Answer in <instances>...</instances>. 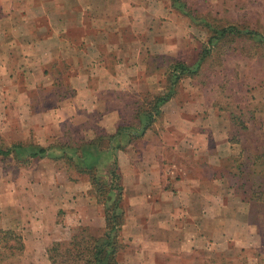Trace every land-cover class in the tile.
Wrapping results in <instances>:
<instances>
[{
	"label": "crops",
	"instance_id": "crops-1",
	"mask_svg": "<svg viewBox=\"0 0 264 264\" xmlns=\"http://www.w3.org/2000/svg\"><path fill=\"white\" fill-rule=\"evenodd\" d=\"M204 43L195 37L189 17L170 0H0V97H5L0 103L1 124L15 121L17 111H28L27 97L32 93L41 97L57 90V70L50 67L56 60L66 59L64 83L73 93L36 110L38 144H45L54 133L62 134L67 118L73 124L86 123L80 128L79 144L99 133L113 134L105 136V146H85L78 153L81 164L73 158V180L61 178L50 185L57 190L59 203L39 202L33 207L35 218L30 219L24 217L21 199L14 206L0 205L3 228L17 226L16 218L20 219L21 255L36 254L34 248H40L39 243L47 262L46 246L70 238L78 219L91 212L89 228L97 235L103 232L104 206L96 199L87 170L107 172L114 157L125 213L118 231L123 243L117 252L119 264H212L209 255H217L220 239L226 248L231 246L224 233H231L232 223H245L242 211L246 202L250 206L258 198L253 191L247 197L231 183L222 182V177L235 172L230 173L232 169L225 162L236 157L235 153L220 150L225 142L232 143L227 135L219 139L216 134L224 124L227 129L236 128L228 111L193 107L190 112V107H170L175 101L172 96L159 107L160 113L154 114L156 119L143 133L129 138L128 133L140 127L139 119L133 115L132 122L124 123L125 108L117 107L125 104L124 96L163 90L167 84L164 64L177 59L194 63ZM107 98L112 105L107 106ZM207 111L211 116L225 112L221 128L219 121L210 123ZM93 113L96 121L87 123ZM26 123H22L24 137L35 125L30 120ZM117 138L120 146L113 149ZM237 142L249 153H259L264 137ZM45 189L41 183V190ZM258 202L264 204L263 200ZM57 211L62 215L59 222ZM238 211L243 214L235 216ZM31 228H37V233L30 232Z\"/></svg>",
	"mask_w": 264,
	"mask_h": 264
},
{
	"label": "rangeland",
	"instance_id": "rangeland-1",
	"mask_svg": "<svg viewBox=\"0 0 264 264\" xmlns=\"http://www.w3.org/2000/svg\"><path fill=\"white\" fill-rule=\"evenodd\" d=\"M186 1L192 13L196 15L194 19L188 16L191 27L194 30L195 37L199 38L202 43L207 41L209 27L204 22L199 21L198 17H203L216 26H219L218 24L236 22L240 27L250 26L264 34V0ZM240 45H242L241 41L231 43L229 48L220 55L209 56L200 71L192 75L190 80L189 76L184 77L180 81V88H177L176 95H174L175 101L173 105H170V107H190V112H192L193 107H217L218 109L227 110L226 114L236 128L227 129L224 124L223 128L217 131L216 134L219 139H225V136L221 135H227L229 139L227 140L232 143L229 145L228 142H225V147L220 148V150L221 153H232L231 155L235 153L236 157H229L230 159L225 161L229 163L226 166L232 169L230 173L233 170L235 172L232 175L222 177V182L231 183V187L238 188L237 191L242 190V195L245 193L247 197L253 191L252 185L254 188L255 184H259V188L255 186V189H257L255 194V198H258L257 202L250 204V206L246 202L243 211L239 210L244 212V214L239 211L235 213V216L243 214L246 218L245 223L235 222L229 225L231 233L226 235L225 232L224 236L232 244L229 248H226L224 239H220L217 244V255H209V257H212V264H264V204L258 202L260 200L264 201V153H249L246 146L235 143L237 141V143H241L242 138L245 141L257 136L264 137V47H258V53L253 55L242 50ZM155 60L160 62L161 59L157 58ZM164 66L166 67V64ZM50 68L57 70L54 73L57 77L55 84L58 89L48 94L45 93L41 97L38 92L32 93L31 96L27 97L30 101L28 111H17L18 116L14 115L15 121L11 120L8 124H1L0 121V138L3 143L7 145L18 141L39 143L36 135L40 129L34 118L38 114L36 110L46 108L44 106H50L57 99L73 93L71 87L64 83V73L68 69L66 59L56 60ZM58 79L62 81H58ZM150 97L151 93L147 91H142L140 95L133 97H122L127 100H125V104H117V107L125 108L122 113L125 117L124 123L132 122L134 120V109H137ZM4 100L5 97L4 99L0 97V103H3ZM14 100L19 102L17 97ZM110 105H112V102H109L108 99L107 106ZM14 107H17V105L14 104ZM89 117L87 123H94L97 119V114L93 113L92 117L91 115ZM207 117L212 118L211 124L219 121L220 128L226 120L225 112L215 113L211 116V113L207 111ZM22 119L23 122L20 121ZM27 120H30L35 125L30 127V134L24 137L22 123L27 125ZM17 121H19L18 124L16 123ZM69 121V118L63 121L62 134L58 136L54 133L46 138L47 142L45 144H42L50 146V154L41 156H31L25 153H12L7 156L0 154V205L14 206L21 199L19 204L23 209L24 217L26 216L30 219L31 216L35 218V214L32 212L36 210L33 207L39 206V202H49L51 200L59 203L60 196L57 190H52L50 185H54L56 180L61 178H65V180L74 179L72 174L76 164L68 156L67 151L71 150V146L80 143L77 140L78 138L80 139L79 136L82 133L80 128L86 124H73ZM97 131L100 132V129L96 128L95 132ZM99 135H103V133H99ZM102 140L106 145L105 136ZM255 140L258 142L260 139ZM116 143L114 141V144ZM234 158L237 160H234ZM103 159H107V156H103ZM237 163L241 164V168L237 167ZM57 169L62 172L59 174ZM237 172H239V175H237ZM240 172L243 173L240 174ZM41 183L46 186L45 190H41ZM23 186L25 187L24 190ZM48 187L49 190H47ZM19 188L23 191H19L21 190ZM14 190L16 191L14 192ZM234 198L235 196H232V200ZM23 214L20 216L23 217ZM57 214L59 215L56 221L59 222L62 219L61 211H57ZM90 214H93V212L84 216L83 219H78L79 222L71 228L70 236L81 226L89 227L87 221ZM11 217H13V214ZM2 218L1 209L0 223ZM16 219L20 222L19 218ZM253 221L255 222L251 223ZM19 222L17 226L12 228L21 234V224ZM0 228H3L1 224ZM36 230L37 228H31L30 232L34 231L37 233ZM38 237L40 238V236ZM69 239L65 238L60 241L66 243ZM37 244L40 248H34L36 254L28 256H25L24 253L23 255L19 253L16 257H6L0 252V264H50L49 261H45L43 255L41 256V244Z\"/></svg>",
	"mask_w": 264,
	"mask_h": 264
},
{
	"label": "trees",
	"instance_id": "trees-1",
	"mask_svg": "<svg viewBox=\"0 0 264 264\" xmlns=\"http://www.w3.org/2000/svg\"><path fill=\"white\" fill-rule=\"evenodd\" d=\"M170 3L181 13L191 19L195 18L196 15L192 13L186 0H170ZM198 20L209 27V34L207 41L199 50L197 60L194 63H186L179 59L167 61L165 67L167 75L166 87L157 93H151V97L138 106L134 116L138 117L140 127L133 126V132L128 133L129 138L139 136L144 132L155 119V115L160 113L159 107L176 94L180 78L198 73L209 56L220 55L233 42L241 41L242 45H240V48L253 55L258 53V47H264V34L256 28L250 26L240 27L233 22L216 26L203 17H198ZM120 128L122 126H119V133ZM121 132H124V130ZM112 135H98L91 141L73 145L67 154L70 158L79 160L78 153H81L85 146H105V142L102 140L103 137L108 136V138H111ZM116 140L117 143L112 146L113 149L120 146L118 138ZM12 153L41 156L50 154L51 150L50 146H43L33 142L18 141L7 145L0 138V154L7 156ZM261 153H264V146L261 149ZM76 162L81 164V160L79 162L76 160ZM238 167L241 168V164H238ZM87 171L90 174V182L96 199L104 206L105 229L101 234L97 235L88 226H81L66 243L59 240L52 241L45 248L50 264H119L117 252L121 249L123 243L118 238V231L124 220L125 213L120 203L122 186L115 157L111 161L107 172L100 173L95 168H88ZM255 186L259 188L258 183ZM255 186L253 188L254 197H256L255 194L257 193ZM23 248L22 235L17 230L0 228L1 254L6 257H16L22 252Z\"/></svg>",
	"mask_w": 264,
	"mask_h": 264
}]
</instances>
